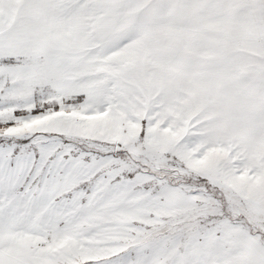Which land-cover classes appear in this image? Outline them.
Listing matches in <instances>:
<instances>
[{"label": "snow or ice", "instance_id": "obj_1", "mask_svg": "<svg viewBox=\"0 0 264 264\" xmlns=\"http://www.w3.org/2000/svg\"><path fill=\"white\" fill-rule=\"evenodd\" d=\"M0 264H264V0H0Z\"/></svg>", "mask_w": 264, "mask_h": 264}]
</instances>
